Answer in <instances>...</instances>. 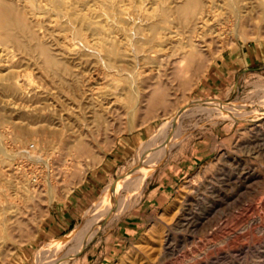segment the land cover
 <instances>
[{
	"label": "rangeland",
	"instance_id": "obj_1",
	"mask_svg": "<svg viewBox=\"0 0 264 264\" xmlns=\"http://www.w3.org/2000/svg\"><path fill=\"white\" fill-rule=\"evenodd\" d=\"M28 4L30 6L29 2ZM26 13L22 12L23 15L29 16ZM226 16L229 21H226ZM43 17L45 24L52 27L49 15L45 14ZM232 17L229 9L224 10L223 14L217 10L215 19L225 20L228 25H222V29L225 28L223 36H207L205 53L212 54L211 64L199 84L192 88L187 86L182 89L184 84L181 81H184V77L179 73L174 76V90L170 91L173 96L170 95L171 102H167L170 104L169 112L167 105H164L167 108L156 105L155 109L148 110L146 100L139 101L140 105L137 103L136 107L124 93L117 103L114 102L116 96L110 97L112 100L109 116L112 122L109 130L105 127L99 130L92 121L80 118L78 125H74L75 130L67 131L65 139L61 141L60 135L52 137V131L45 129L41 137L47 139L45 144L49 147L50 165L37 166L35 175L32 176L42 185L39 198L42 197L44 201L41 205L38 200L30 201L32 203L29 202L25 208V216L28 226L30 225L27 229H30L28 232L33 236L20 237V241L17 239L1 245L0 256L9 250L8 248L14 249L9 257L5 254L0 257L1 264H42L41 257L45 256L44 253L41 255L42 248L55 241L56 247L49 254L48 264H117L127 251L135 249L147 229H155L157 236L166 230L170 220L165 213L176 200L182 202L183 197L194 187L200 190L195 192L194 196L201 198L214 186L208 183L211 176L214 177L217 173L235 175L244 166L256 168L262 175V180L250 189L242 190L238 202H234L237 199L233 190L236 186L232 184L227 187V192L232 197L216 212L217 215L211 216L214 219H211L210 227L199 232H178L176 235L181 236L182 242L177 247L176 254L171 255V258L168 256L161 264H184L182 259L185 255L196 257L199 253L203 255L192 260V263L264 264V229L259 228L264 225V206L261 200L264 193V117L255 121L239 117L234 110L225 111L218 107L213 108L215 111H210L209 108L200 111L196 109L188 111L178 121L170 122L172 125L169 123L171 128H166V136H163L160 130L162 123L170 121L176 114V108L187 101L200 105H241L245 111L262 113L264 20L256 19L257 23L253 24L252 29L241 27L236 34L233 31L235 27ZM171 45L168 44L161 53L174 55L182 51L181 45ZM255 56L257 59L261 57V60L256 61ZM156 62L161 65V68L158 66L159 69H164L159 60L153 61L154 64H151V60L145 64L147 70L154 69L153 72L157 73L159 69L156 68ZM18 64L21 62L13 63L15 68L23 73H31L36 85H57L46 77L42 69L24 63L21 66ZM87 67L94 68L92 64ZM70 68L81 70L80 67L71 65ZM145 78L142 76L138 81L142 88L150 83ZM122 83L125 86L126 83ZM177 86L182 87L179 89ZM108 87L110 93L115 91L109 85ZM56 89L64 99L73 100L70 91L59 86ZM181 90L188 91L183 94ZM5 101L7 97L0 95V102L4 104ZM143 107H147V110ZM80 130L92 134L89 137L90 147L81 145L80 148H70L68 145L72 144L75 137L80 136ZM172 140L174 144L171 143ZM4 141L10 143L7 139ZM50 141L58 145L57 151H53L54 144ZM80 149L81 151H78ZM1 157L3 156L0 154ZM218 161L221 162L217 163ZM144 169L148 170L144 178L136 182L132 180L127 187L122 186L130 176L137 175L134 173L136 170ZM112 187L115 192L110 194ZM250 206L252 211L249 215L253 214L257 222L250 225L245 233L240 228L246 223L248 212H245ZM194 207L198 208L199 205ZM224 222H228L230 228L240 231V236L227 243H221L224 233L219 230L217 235L220 237H209V232ZM230 246H235L240 253L235 256L218 255L220 252L226 254Z\"/></svg>",
	"mask_w": 264,
	"mask_h": 264
},
{
	"label": "bare ground",
	"instance_id": "obj_2",
	"mask_svg": "<svg viewBox=\"0 0 264 264\" xmlns=\"http://www.w3.org/2000/svg\"><path fill=\"white\" fill-rule=\"evenodd\" d=\"M226 9L231 10L235 27L233 31L236 34L241 27L252 29L253 24L257 23L256 19L264 20V0H0V95L7 97L4 104L0 102V154L3 156L0 158V247L9 241H17L20 237L32 235L28 232L30 229H27L30 225L28 226L25 216V208L30 201L38 200L39 205L44 201L42 197L39 198L42 185L32 177L37 166L50 165L49 147L45 144L47 139L41 137L44 131H52V137L60 135L63 141L67 131H72L80 118L92 121L99 130L104 127L109 130L112 122L109 116L112 100L110 97L116 96L114 102L117 103L124 93L135 106L139 101L146 100L148 108L143 107L145 110L156 105H161L160 108L167 105L169 112L170 104L167 102L168 100L171 102L169 97L173 96L170 91L173 89L172 81L176 80L174 76L179 73L184 77V81L180 80L184 84V87L181 86L182 89L187 86L192 88L199 84L208 70L213 58L209 52L205 53L207 36L217 37L223 34L225 28L222 29V25L229 21L228 16L226 21H220L215 19V15L217 10L223 14ZM24 11L29 16L23 15ZM45 14L49 15L52 27L45 24L43 19ZM173 43L175 47L181 45L182 51L174 55L161 53L168 44ZM149 60H152L151 64L159 60L164 69H159L158 66L161 68V65L156 62V68L159 69L155 68L157 73L153 72L154 69L147 70L145 64L150 62ZM15 61L21 62L18 64L20 66L24 63L42 69L46 77L57 85H36L31 73H23L22 70L15 68L16 64L13 65ZM88 64H92L94 68H88ZM70 65L80 67L81 70H73ZM142 76L150 81L149 85L145 83L147 85V87L144 85L145 88L138 83ZM122 82L126 83L125 86ZM108 85L115 91L110 93ZM58 86L70 91L73 100L60 96L56 89ZM181 91L183 94L187 92ZM262 106L264 107V104ZM215 107L223 108L225 111L234 110L239 117L255 121H260L264 117V109L260 113L245 111L241 105L230 106L223 103L200 105L187 101L176 108V114L170 121L162 123L161 134L166 136L165 130L170 127L169 123L178 121L188 111L196 109L200 111L205 108L212 111ZM79 135L74 138L72 144L70 143L71 146L70 144L68 146L90 147L89 137L92 134L80 130ZM4 139L10 143H6ZM52 146L53 151H57L58 145ZM227 165L229 166L228 163ZM147 171L136 170L134 173L137 175L130 176L122 186L127 187L132 180L139 181L146 176ZM262 178L256 168L245 166L235 175L217 173L214 177L211 176L208 183L214 186L210 187L208 193L206 192L207 195L201 198L194 196L195 192L200 191L194 187L183 197L182 202L175 199L165 213L170 220L167 221L166 230L157 236L155 229L152 231L147 229L137 245H134L135 249L127 251L117 264L165 262L168 256L171 258V255L176 254V249L182 242L181 236L176 235L178 232L182 233L184 230L199 232L210 227L211 219H214L211 216L222 209L232 197L227 192V187L232 184L236 186V189H233L234 196L237 197L234 202H238L242 190L250 189ZM113 192L114 187L110 194ZM261 200L264 206V193ZM194 205L199 207L195 208ZM247 208L246 223L240 228L244 232L255 221L257 222L253 214L249 215L252 211L251 206ZM227 223H221L217 229L209 232V237H217L220 230L224 233L221 243L235 240L240 231L230 228ZM259 228L264 229V225ZM55 242L47 243L42 248L41 255L45 254L41 257L42 264H48L49 254L56 247ZM234 247L230 246L226 254L218 253L219 251L217 253L219 256L238 255L240 252ZM8 249L4 253L6 257L14 250ZM202 255V253L196 257L185 255L182 260L184 264H196L192 263V260Z\"/></svg>",
	"mask_w": 264,
	"mask_h": 264
},
{
	"label": "crops",
	"instance_id": "obj_3",
	"mask_svg": "<svg viewBox=\"0 0 264 264\" xmlns=\"http://www.w3.org/2000/svg\"><path fill=\"white\" fill-rule=\"evenodd\" d=\"M257 58H258V57H256V56H255V58H254V59H255L256 61H257V60H261V57H260L259 59H257Z\"/></svg>",
	"mask_w": 264,
	"mask_h": 264
}]
</instances>
